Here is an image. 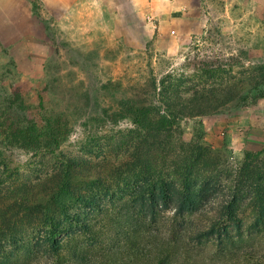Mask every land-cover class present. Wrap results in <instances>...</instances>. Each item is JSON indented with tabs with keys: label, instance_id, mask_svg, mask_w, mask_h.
Instances as JSON below:
<instances>
[{
	"label": "rangeland",
	"instance_id": "rangeland-1",
	"mask_svg": "<svg viewBox=\"0 0 264 264\" xmlns=\"http://www.w3.org/2000/svg\"><path fill=\"white\" fill-rule=\"evenodd\" d=\"M183 3L169 12L155 0L6 3V15L0 19V103L11 83L17 82V88L23 83L29 90L27 105L35 106L42 95L69 124L54 150H5L0 143V195L22 186L33 188L64 159L88 172L117 162L136 127L130 119L112 118L118 112L116 100L153 96L162 106L166 97L197 92L203 116L196 121L206 132L209 153L204 174L221 186L223 195L228 193V179L243 153L264 148V0ZM134 173L124 167L112 189L130 191ZM200 178V173L192 178L194 193ZM29 214L18 218L23 246L9 264H50L45 254L34 258L32 243L44 238L46 227ZM72 224L68 231L78 232ZM86 238L73 242L86 246L87 256L100 252L103 241L89 245ZM240 243L264 251V233L245 235ZM199 252L207 264L218 253L211 240L202 241ZM212 261L230 263L220 257Z\"/></svg>",
	"mask_w": 264,
	"mask_h": 264
},
{
	"label": "trees",
	"instance_id": "trees-1",
	"mask_svg": "<svg viewBox=\"0 0 264 264\" xmlns=\"http://www.w3.org/2000/svg\"><path fill=\"white\" fill-rule=\"evenodd\" d=\"M260 78L264 84V73ZM14 83L3 91L0 103V143L5 150L56 149L68 118L42 95L35 106L27 105L28 88ZM199 97V92L166 97L162 106L153 96L116 100L118 112L112 118L130 119L136 127L117 162L88 172L62 158L64 162L33 188L22 186L0 195V264H9L22 248L18 218L29 213L46 227L44 238L32 243L34 258L45 254L50 264H207L199 252L205 240L213 241L219 253H213L209 264L215 257L230 259L229 264H264L259 246L240 243L245 235L264 233V148L243 153L223 195L221 186L204 174L209 153L206 132L196 121L203 116ZM124 167L136 173L126 192L112 189ZM197 173L201 178L194 193L191 183ZM72 223L78 232L68 231ZM62 234L65 238L59 237ZM84 236L89 245L103 241L100 252L87 256L88 248L76 245Z\"/></svg>",
	"mask_w": 264,
	"mask_h": 264
},
{
	"label": "crops",
	"instance_id": "crops-1",
	"mask_svg": "<svg viewBox=\"0 0 264 264\" xmlns=\"http://www.w3.org/2000/svg\"><path fill=\"white\" fill-rule=\"evenodd\" d=\"M11 0H0V19L4 18L7 12V8H6V3L10 2ZM43 1V0H42ZM47 2V4H49L50 2L54 3L56 0H45ZM62 1V0H60ZM156 2H160V3H164V7L170 11H172V9H177V3H187L188 1L191 0H155ZM196 1V0H193ZM183 3V4H184Z\"/></svg>",
	"mask_w": 264,
	"mask_h": 264
}]
</instances>
